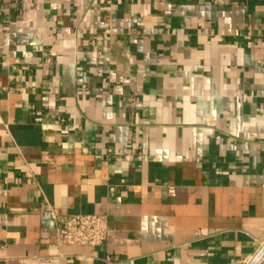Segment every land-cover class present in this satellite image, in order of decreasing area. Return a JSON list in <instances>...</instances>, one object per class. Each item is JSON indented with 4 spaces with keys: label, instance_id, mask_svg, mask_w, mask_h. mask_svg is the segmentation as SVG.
I'll list each match as a JSON object with an SVG mask.
<instances>
[{
    "label": "crops",
    "instance_id": "obj_1",
    "mask_svg": "<svg viewBox=\"0 0 264 264\" xmlns=\"http://www.w3.org/2000/svg\"><path fill=\"white\" fill-rule=\"evenodd\" d=\"M81 213L105 242L59 245ZM263 246L264 0H0V264Z\"/></svg>",
    "mask_w": 264,
    "mask_h": 264
},
{
    "label": "built area",
    "instance_id": "obj_2",
    "mask_svg": "<svg viewBox=\"0 0 264 264\" xmlns=\"http://www.w3.org/2000/svg\"><path fill=\"white\" fill-rule=\"evenodd\" d=\"M107 217L100 214H67L57 219V242L62 246H101L107 239Z\"/></svg>",
    "mask_w": 264,
    "mask_h": 264
},
{
    "label": "water",
    "instance_id": "obj_3",
    "mask_svg": "<svg viewBox=\"0 0 264 264\" xmlns=\"http://www.w3.org/2000/svg\"><path fill=\"white\" fill-rule=\"evenodd\" d=\"M264 256V246L262 249L256 254L254 259L249 264H258V262L263 258Z\"/></svg>",
    "mask_w": 264,
    "mask_h": 264
}]
</instances>
